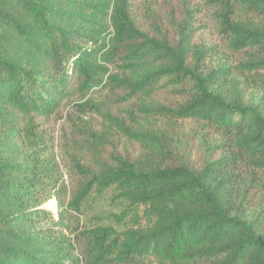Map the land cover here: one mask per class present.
<instances>
[{
	"label": "trees",
	"instance_id": "obj_1",
	"mask_svg": "<svg viewBox=\"0 0 264 264\" xmlns=\"http://www.w3.org/2000/svg\"><path fill=\"white\" fill-rule=\"evenodd\" d=\"M135 1L0 0V264H264V0Z\"/></svg>",
	"mask_w": 264,
	"mask_h": 264
},
{
	"label": "rangeland",
	"instance_id": "obj_2",
	"mask_svg": "<svg viewBox=\"0 0 264 264\" xmlns=\"http://www.w3.org/2000/svg\"><path fill=\"white\" fill-rule=\"evenodd\" d=\"M198 1H200V3L203 2V0H197V2ZM135 2H136L135 4H137L138 9H139L138 16L139 15L143 16L142 4H148L149 1L148 0H143V1L136 0ZM205 34H206V31H205ZM257 94L258 93L255 89L251 90L248 96L249 101L252 103L255 102ZM65 109H63L61 113H59L58 115L54 117H51L46 120H42L41 128H43L49 135H51L50 136L52 138L51 148H50L51 152L55 156L56 162L59 167V172L62 174L64 181L67 182L68 181V169L70 170L71 165L73 163L71 162L72 156L68 154V150H69L68 148H70V146L69 144H67V140H65V138L67 137L69 133V130L71 129L70 123L68 121V116L66 114L67 109L66 110ZM102 112L105 114L104 111ZM104 114L100 113V111L98 112L94 111L89 116L84 117L85 120L87 121V124L90 125V130H93V129L97 130V129H100L101 126H103L104 124L106 126L107 124H109ZM71 142H72L71 145L77 146L76 143H73V141ZM110 142L111 140L109 139V137L105 138L104 144H109ZM132 149H134V146L130 147V150ZM71 152H73V150H71ZM100 200H102L103 203H100L99 201H96V200L91 201V206H87L84 212V215L81 216V220L84 217L87 219V222H90V219H93V216L98 215L102 217V220L104 222H107V220L103 217L104 215L103 209L110 210V208H109V205L107 204V201H104L103 199H101V197H100ZM44 205L49 206L54 211L55 210V199L52 198L48 200Z\"/></svg>",
	"mask_w": 264,
	"mask_h": 264
}]
</instances>
